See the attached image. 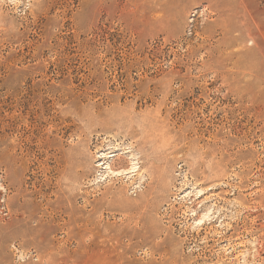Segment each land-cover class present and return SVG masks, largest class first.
Masks as SVG:
<instances>
[{
  "label": "rangeland",
  "instance_id": "374dc122",
  "mask_svg": "<svg viewBox=\"0 0 264 264\" xmlns=\"http://www.w3.org/2000/svg\"><path fill=\"white\" fill-rule=\"evenodd\" d=\"M0 264H264V0H0Z\"/></svg>",
  "mask_w": 264,
  "mask_h": 264
},
{
  "label": "bare ground",
  "instance_id": "6f19581e",
  "mask_svg": "<svg viewBox=\"0 0 264 264\" xmlns=\"http://www.w3.org/2000/svg\"><path fill=\"white\" fill-rule=\"evenodd\" d=\"M113 157H116V156H113V155H110V157H108V158H106V157H101V159L103 160V161H107V159H110V158H113ZM108 164V163H107ZM103 165H105L106 166V163L105 164H103ZM102 165V166H103ZM99 167V166H98ZM106 170H107V172H111V174L112 175H119V174H121L122 172H123V174L124 175H131V174H133V173H135V170H136V168L135 167H132L131 169H128V170H124V171H122V172H120V173H116V172H114L113 170H112V167H110V165H108V167L106 168ZM137 172V171H136ZM115 177V176H114ZM209 191V190H208ZM204 191H202V192H200L199 194H200V198H202V197H204L205 195H206V193L204 192ZM207 192V191H206ZM212 197V196H211ZM210 200V198H207L206 197V199H205V201L206 202H208ZM200 204V203H199ZM206 204V203H205ZM215 207V206H214ZM213 209V208H212ZM214 212V211H213ZM193 214H196V212L195 211H193ZM215 213H213V214H211L210 215V212L209 213H206L205 215H203L202 217H198L197 218V223H199L200 225H205V223H206V221L207 220H209L210 218H212L213 217V215H214Z\"/></svg>",
  "mask_w": 264,
  "mask_h": 264
}]
</instances>
